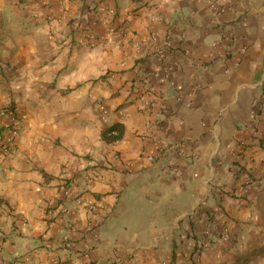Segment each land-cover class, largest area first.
Returning a JSON list of instances; mask_svg holds the SVG:
<instances>
[{"label": "crops", "instance_id": "crops-1", "mask_svg": "<svg viewBox=\"0 0 264 264\" xmlns=\"http://www.w3.org/2000/svg\"><path fill=\"white\" fill-rule=\"evenodd\" d=\"M0 108V264H264V0H0Z\"/></svg>", "mask_w": 264, "mask_h": 264}, {"label": "built area", "instance_id": "built-area-1", "mask_svg": "<svg viewBox=\"0 0 264 264\" xmlns=\"http://www.w3.org/2000/svg\"><path fill=\"white\" fill-rule=\"evenodd\" d=\"M208 2L210 4H213L214 0H208ZM99 11L104 12V13L107 12L111 15H113L115 13L114 9H109V8H106L103 6L99 8ZM92 39H95L94 36H92ZM92 45L93 46L95 45V40H94ZM0 113L4 116H7L9 114V110L7 108H0ZM6 130L8 132L6 133V135H4L0 139V152H3V153H9L10 152V150L13 146L14 139L19 133L18 126L16 125L13 118H11L10 121L6 124ZM117 134H118L117 131H114V135H117ZM118 141L119 140H116L115 142H118ZM88 177L90 180H93L95 175H94V173H89ZM71 195H72V190H70V189L64 190L63 196L65 198L71 197ZM81 203H82L81 198L77 197L76 198V204L80 205ZM228 232H229V228L227 226L223 227L222 237H223L224 241H227V239H228ZM204 235L206 237L205 239L202 238L201 240H196V241L190 243V247L192 248L193 254L204 252V251L209 249V247H210L209 238L212 236V230L210 227L205 230ZM197 262H199V258L197 259Z\"/></svg>", "mask_w": 264, "mask_h": 264}, {"label": "trees", "instance_id": "trees-1", "mask_svg": "<svg viewBox=\"0 0 264 264\" xmlns=\"http://www.w3.org/2000/svg\"><path fill=\"white\" fill-rule=\"evenodd\" d=\"M114 131H117V135H114ZM124 134V127L123 125H115L110 129L106 130L103 134V137L108 142H115L116 140H121ZM193 255V253H192Z\"/></svg>", "mask_w": 264, "mask_h": 264}]
</instances>
